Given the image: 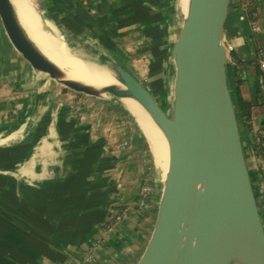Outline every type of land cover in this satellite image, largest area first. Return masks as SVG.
I'll return each instance as SVG.
<instances>
[{"label":"crops","instance_id":"0c3cea01","mask_svg":"<svg viewBox=\"0 0 264 264\" xmlns=\"http://www.w3.org/2000/svg\"><path fill=\"white\" fill-rule=\"evenodd\" d=\"M44 2L47 21L78 51L86 50V60L120 63L138 52L132 49L137 44L128 48L129 43L142 41L143 48L167 54L174 64L175 44L183 35L182 23L173 19L180 6L176 0ZM255 9L254 33L238 3L227 43L249 63L242 66L248 69L242 90L253 104V130L244 128L247 141L242 143L264 218V159L262 164L256 155L263 153L264 102L254 89L259 50L264 51V0ZM113 24L115 33L109 29ZM38 91L15 65L0 28V264H72L88 253L90 264H136L159 202L143 203L145 167L134 160L136 153L117 156L109 146L111 120L107 124L67 103L44 105ZM17 145L20 149L10 150ZM120 213L122 221L117 220Z\"/></svg>","mask_w":264,"mask_h":264},{"label":"water","instance_id":"95a60500","mask_svg":"<svg viewBox=\"0 0 264 264\" xmlns=\"http://www.w3.org/2000/svg\"><path fill=\"white\" fill-rule=\"evenodd\" d=\"M235 0H193L175 44L176 110L166 111L133 65L103 66L137 95L120 104L76 90L45 68L26 44L13 0H0V28L22 74L44 105L67 103L131 123L150 111L174 136L168 183L136 264H264V223L247 166L231 88L227 30ZM142 124V123H141Z\"/></svg>","mask_w":264,"mask_h":264},{"label":"rangeland","instance_id":"374dc122","mask_svg":"<svg viewBox=\"0 0 264 264\" xmlns=\"http://www.w3.org/2000/svg\"><path fill=\"white\" fill-rule=\"evenodd\" d=\"M18 3H23L30 5L34 11L40 16L42 24L40 28V31H43L47 35L52 36L55 40L58 42H61L64 44V52H62V55L65 57H68V59L73 63H84L90 66H104L105 61H95V60H86L82 54H86V50H80L76 47H73L71 44L68 43V38H63L61 35V32L57 30L55 26H53L51 23L47 21L45 16L48 17L47 11L44 7V0H16ZM180 5V0H176ZM238 3L241 6L240 0L234 1L233 11L235 7H238ZM176 18L178 23H184L186 22L185 18L183 17V8L182 4L179 6L178 10H176V13L173 15ZM114 21L118 19V16L115 15L114 18H112ZM175 20V19H174ZM113 21V23H114ZM115 24V23H114ZM113 24V28H111V25H109V29L115 33V25ZM141 31L138 32V35L135 33L134 35L140 36ZM145 38L148 40L147 36ZM134 42V41H133ZM130 42L128 45V48H130L132 45H136L132 49H138V52H133L130 54L129 58H123V61L120 63H116L115 65L120 68H124L126 63H130L133 65L138 71L140 81L145 85V87L154 95L155 99L158 101V103L170 114H174V103L176 99V89H177V81L175 80V77L170 74L173 72V59H168V55H158L155 53L154 49L152 50L149 46L146 48H143L142 41L141 43H133ZM133 43V44H132ZM248 45L251 47L252 43L251 41H248ZM246 45L248 48L249 46ZM142 49V50H141ZM131 50V49H130ZM155 53V54H153ZM153 54V57H151ZM145 55V56H144ZM152 59L150 61L148 59ZM110 63V62H109ZM114 64V63H112ZM56 103V102H51ZM59 104V103H58ZM80 111L87 112L88 114H92L93 116L96 115V113L93 110L86 109H79ZM98 116V115H96ZM100 117V116H99ZM103 118V117H101ZM105 122L108 124V121L110 123V119L103 118ZM112 123H114V131H113V140L109 144V146L112 149H115V153L117 156H119L121 153H136L135 161H139L140 164L145 167V180H144V186L143 191L145 188V185H148L150 188L151 197L149 200L152 199L157 200L160 196L161 187H162V180L165 175L166 167H165V157H161L158 152H156V145L154 141L151 139L150 135L147 133L146 129L143 127V125L138 121L135 120L131 123H125V122H119L116 120H111ZM128 124L131 126V128L128 130L127 126ZM127 125V126H126ZM239 128L242 133V140L245 142L247 139H245L244 135V126L243 124L240 125ZM111 139V135L109 137ZM170 156V155H169ZM147 182V184H145ZM146 189V188H145ZM143 203H147L144 202Z\"/></svg>","mask_w":264,"mask_h":264},{"label":"bare ground","instance_id":"6f19581e","mask_svg":"<svg viewBox=\"0 0 264 264\" xmlns=\"http://www.w3.org/2000/svg\"><path fill=\"white\" fill-rule=\"evenodd\" d=\"M13 2L20 26L26 39V44L40 63L57 78L65 81L76 90L89 92V94L95 97L116 104L125 102L127 97H137L133 89H131L113 71H110L103 66H90L84 63H73L68 57L63 56L62 52H64L65 49L64 44L58 42L52 36L47 35L43 31H40L39 27H41L42 21L34 9L30 5L18 3L16 0H13ZM181 4L183 8V17L186 21H189L193 0H180V5ZM172 68L174 70L170 74H172L177 81L178 70L175 63ZM175 110L176 102L174 103V111ZM137 115L143 127L154 141L156 152H158L162 158H166V171L162 180V189L166 186L169 179V155L174 136L162 126L160 120L154 113L138 110ZM14 149H20V146L17 145L10 148V150ZM260 215L264 223L261 211Z\"/></svg>","mask_w":264,"mask_h":264},{"label":"trees","instance_id":"16d2710c","mask_svg":"<svg viewBox=\"0 0 264 264\" xmlns=\"http://www.w3.org/2000/svg\"><path fill=\"white\" fill-rule=\"evenodd\" d=\"M257 1L258 0H240L241 6H243L244 8L246 19L249 25L258 20L256 13L257 11L255 9V5ZM185 27H186V22L183 25V34L185 32ZM251 34L252 36L254 35L253 32ZM230 56H231V67H232V76L230 82L233 92V101L237 112V119L239 122L241 118L243 122V126L246 129V131L252 133L253 104L244 99L243 90H242V86L246 82L244 73L248 72V69L245 67L242 68V66L243 64H249V63H245L242 60H240V58H238V55L234 50L230 52ZM105 65L108 66L109 68L115 67L114 64L109 62H104V66ZM256 68L258 70L259 79L254 83V89L258 101L261 100L262 102H264V75L261 71L258 61L256 62ZM259 141H260L259 147L261 148V151L263 152L264 155V134L259 135ZM257 149L258 147L256 146V150Z\"/></svg>","mask_w":264,"mask_h":264},{"label":"built area","instance_id":"2783aa9c","mask_svg":"<svg viewBox=\"0 0 264 264\" xmlns=\"http://www.w3.org/2000/svg\"><path fill=\"white\" fill-rule=\"evenodd\" d=\"M250 26H251L254 33L257 32V30H258L257 21L251 23ZM228 49H229V52H231L233 50V47L228 45ZM258 56H259V59H258L259 66H260L261 71L264 75V51L259 50ZM256 155H259L258 160L260 161V163L263 164V159H264L263 153H258V154L256 153ZM145 184H147V182H145ZM145 188L143 191V196H144V200H145L144 202L149 201V198L151 197V194H149L150 188L148 187V185H145ZM123 219H124V213H120L117 216V220L122 221ZM92 261H93V255H92V253H88L87 255H85V257L81 261H78V262H75L72 264H90Z\"/></svg>","mask_w":264,"mask_h":264}]
</instances>
